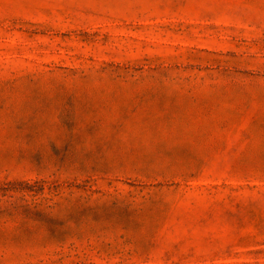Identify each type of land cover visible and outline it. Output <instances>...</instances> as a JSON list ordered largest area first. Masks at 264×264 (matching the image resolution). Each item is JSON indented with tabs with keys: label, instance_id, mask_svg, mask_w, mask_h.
<instances>
[{
	"label": "rangeland",
	"instance_id": "1",
	"mask_svg": "<svg viewBox=\"0 0 264 264\" xmlns=\"http://www.w3.org/2000/svg\"><path fill=\"white\" fill-rule=\"evenodd\" d=\"M0 264H264V0H0Z\"/></svg>",
	"mask_w": 264,
	"mask_h": 264
}]
</instances>
